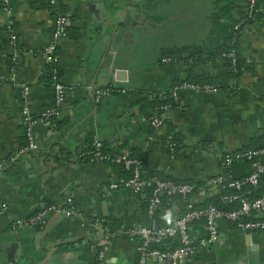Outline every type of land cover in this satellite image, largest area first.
Instances as JSON below:
<instances>
[{
	"label": "crops",
	"instance_id": "0c3cea01",
	"mask_svg": "<svg viewBox=\"0 0 264 264\" xmlns=\"http://www.w3.org/2000/svg\"><path fill=\"white\" fill-rule=\"evenodd\" d=\"M247 1L59 0L71 20L69 35L58 43L68 92L55 119L40 116L54 96L50 62L40 54L53 36V7L12 0L8 12L0 4V160L15 156L0 174V205L7 203L6 214H0V264H97L92 247L102 238L104 224L148 222L149 191L112 188V181L128 176L119 165L80 158L91 134L113 151L138 155L145 177L190 179L201 182L196 200L222 198L227 186L212 178L224 170L225 155L264 145V0L257 19L239 30L238 71L219 55L230 44L234 23L245 16ZM10 20L14 33L3 29ZM164 56L171 59L163 61ZM184 79L220 82V89H184L175 98L172 87ZM24 84L31 86L28 102L38 117L32 137L21 112ZM110 84L119 90L97 100L90 86ZM170 97L174 104L159 109L151 104ZM153 114L163 118L162 126L151 124ZM171 133L175 150L167 143ZM232 169L236 177H245L252 166L237 159ZM246 190L250 196L264 191V175ZM68 199L89 222L53 212L42 225L12 223ZM187 202L171 197L157 210L158 221L164 222L167 212L180 216ZM253 215L264 220V212ZM218 224L219 241L202 246L183 264H264V229L243 231L227 218ZM190 229L197 237L206 235L202 220ZM179 243L178 237L164 242ZM136 244L127 233L114 237L106 263L137 264ZM147 264L171 263L151 257Z\"/></svg>",
	"mask_w": 264,
	"mask_h": 264
},
{
	"label": "built area",
	"instance_id": "2783aa9c",
	"mask_svg": "<svg viewBox=\"0 0 264 264\" xmlns=\"http://www.w3.org/2000/svg\"><path fill=\"white\" fill-rule=\"evenodd\" d=\"M12 0H3V7L12 12ZM55 6V26L53 36L48 44L41 50L40 54L44 59L50 62V75L55 90L54 105L46 109L41 118L45 119L51 116H60L62 107L66 100L68 87L61 77V70L59 68V40L69 35L70 15L68 12L60 8L59 0H48ZM261 0H248L247 12L244 17L236 21L233 25V35L231 43H237V37L242 24L246 21L257 19V10ZM5 31L14 33L12 21H9L7 27L3 28ZM15 43L16 41L13 40ZM223 56L229 58L232 68H237L239 60V52L237 47L232 46L229 50L223 52ZM171 58L164 56L163 61H168ZM97 100L112 94L119 90L114 85H91ZM184 89H192L203 93H214L220 89V84L215 82H199L191 80H181L172 87V94L175 98L179 96L180 91ZM31 90L29 84H24L21 91L22 106L21 112L23 121L26 125L27 135L32 137V126L38 120L33 114L29 102L28 93ZM125 91V89H120ZM163 106V105H161ZM151 124L154 127H160L164 124L163 118L158 114H153L151 117ZM167 143L171 150L177 148V142L171 134L168 135ZM34 143L31 142V146ZM96 150L90 157V161H108L117 162L129 169L128 176H121L110 183V187L117 188L121 185L130 186L134 192L140 193L145 188H150V195L148 197L146 213L148 222L145 224L132 225L125 227L120 225L116 228H111L108 224L103 226V236L100 241L93 245L97 257V264L106 263V252L109 249L112 238L115 235H122L127 233L131 238L140 236L141 240L137 245L138 261L137 264H147L151 257H156L161 261H169L171 264H183L189 257L194 256L197 251L211 242L219 241L220 229L218 221L220 218H227L235 222L237 227L243 231H256L264 229V220L260 217L254 216L253 213L264 212V191L250 196L245 188L246 185H258L264 175V145L259 147H251L248 149H241L225 155L223 161L224 170L212 178L214 184L225 185L228 188H234V191H229L223 194L222 199L225 202H235L237 205L233 208L225 209L215 204H208L201 207H193L189 201L191 193L195 189V184L189 181H179L170 177H161L152 175L145 177L142 171V159L127 152L120 153H104L101 150V139H95ZM237 159L248 160L252 166L251 172L245 177H236L233 173V163ZM15 156L0 160V174L14 162ZM178 195L189 203L187 209L180 216L176 217L174 213L167 212L165 214L166 223L159 224L155 214L162 206V194ZM70 206H59L56 203H51L39 211L21 218L13 219L15 227L19 226H36L47 222L49 215L53 212H59L66 217H79L83 221L89 222L90 217L84 213L77 205H74L73 200L68 199ZM7 210V203L3 202L0 205V214L5 215ZM203 219V227L206 235L197 237L191 232L190 225L197 219ZM177 236L180 239L178 245L172 247H161L159 243L165 242Z\"/></svg>",
	"mask_w": 264,
	"mask_h": 264
},
{
	"label": "trees",
	"instance_id": "16d2710c",
	"mask_svg": "<svg viewBox=\"0 0 264 264\" xmlns=\"http://www.w3.org/2000/svg\"><path fill=\"white\" fill-rule=\"evenodd\" d=\"M32 1L35 2V3H46V4L48 3L51 7H53V11H54V13L56 14L55 6H54L53 4H51L48 0H32ZM0 4H1V6H3V0H0ZM258 11H259V7H258V10H257V14H258ZM232 46H235V47H236V44H232L231 41H230L229 46L226 47L225 49H223V50L219 53V55H221L222 57H225V56H223V52L229 50ZM169 57H170V56H169ZM171 57H172V56H171ZM226 58H227V57H226ZM228 59H229V58H228ZM239 68H240V59L238 60L237 68L235 69V72H237ZM49 77H50V83H51V86H52V88H53L54 96H53V102H52V104H50L48 107H46L45 110L48 109V108H50V107H52V106L54 105V102H55V90H54L53 82H52V80H51L50 70H49ZM184 80L199 81V82H206V81L212 82V81H210V80H201V79H184ZM213 82H215V81H213ZM215 83H219V84H221L220 82H215ZM166 102H171L172 104H174L175 100L173 99V97H170V98L166 99V101H165V100H164V101H160V100H157V99H153V100L151 101V104H152L153 106H155V108H158V109H159V107H160L163 103H166ZM45 110H44V111H45ZM44 111H43V112H44ZM41 115H42V114H41ZM41 115H40V116H41ZM35 117H36V116H35ZM55 117H58V116H51V117H48V119H49V118L55 119ZM171 135H172V137L174 138V140L176 141L175 134H174V133H171ZM95 139H96V137H95L94 135L91 134V136L89 137V144H88L87 148L81 152V154H80V158H82V159H84V160H90V157L94 154V152H95V150H96ZM101 142H102L101 150H102L104 153H106V152H111V153H120V152H124V151H113L112 149H110V148L105 144V142H104L103 140H101ZM262 146H263V145H262ZM129 154H130V153H129ZM130 155H133V156L139 157L138 155L133 154V153H131ZM139 158H140V157H139ZM263 159H264V157H263ZM112 163H114V164H116V165H119L120 169H122L124 172H126V174L129 175V173H130L129 169L125 168L123 164H121V163H117V162H112ZM161 177H164V176H161ZM165 178H167V177H165ZM170 178H173V179H176V180H179V181H189V182L194 183L195 186H196V185L198 186V185L201 184V182H197V184H196L195 182H193V180H190V179H184V180H181V179H177V178H174V177H170ZM197 188H198V187H195L193 193H191V199L189 200V201L192 203V206H193V207H201V206H205V205H208V204H215V205H217V206H219V207H221V208L229 209V208H233L234 206L237 205L235 202H230V203L225 202V201L221 198V196H223L224 193L229 192V191H234V190H235L234 188H228V187H226L227 189L223 192V194L220 195V198H221V199H216V200H213V201H212L210 198H206L205 200H204V198H203V200H196L193 196H194L195 194H197V192H196ZM245 188H246V186H245ZM145 190L149 191V195H150V191H151V189H150V188H145ZM260 193H261V192H260ZM149 195H148V197H149ZM174 196H175V195H169V194H167V193L162 194V198H163V203H162V205H163V204H167V202L169 201V199H170L171 197H174ZM217 196H219V195H217ZM217 198H219V197H217ZM73 203H74V202H73ZM74 205H76V204L74 203ZM65 206H70V204H69V203H66ZM187 206H188V207L186 208V210L189 209V203H188V202H187ZM158 210H159V209H158ZM186 210H185V211H186ZM185 211H184V212H185ZM184 212H183V213H184ZM155 217H156L157 220H158V213H157V212H156V214H155ZM163 217H164V215H163ZM163 217H162V220H164V222L161 221L160 219H159V220H160L161 222L158 221L159 224H161V225H162V224H165V223L167 222ZM197 220H202V221H204L202 218H201V219H197ZM117 226H118V225H116V227H117ZM116 227H112V228L114 229V228H116ZM116 236H119V235H115L114 237H116ZM114 237H113V238H114ZM113 238H112V239H113ZM132 238H133L135 241H137V244H136V245H138L139 242H140V240H141L140 236H136V237H132ZM171 239H174V240H175V239H177V236H173ZM176 245H178V244H176ZM159 246H161V247H172V246H167V245H165L164 242L159 243Z\"/></svg>",
	"mask_w": 264,
	"mask_h": 264
}]
</instances>
